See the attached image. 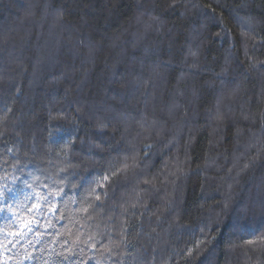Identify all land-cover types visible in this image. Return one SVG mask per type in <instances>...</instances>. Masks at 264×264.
<instances>
[{"label":"trees","instance_id":"16d2710c","mask_svg":"<svg viewBox=\"0 0 264 264\" xmlns=\"http://www.w3.org/2000/svg\"><path fill=\"white\" fill-rule=\"evenodd\" d=\"M4 184L0 264H264V0H0Z\"/></svg>","mask_w":264,"mask_h":264},{"label":"snow or ice","instance_id":"6c2138e0","mask_svg":"<svg viewBox=\"0 0 264 264\" xmlns=\"http://www.w3.org/2000/svg\"><path fill=\"white\" fill-rule=\"evenodd\" d=\"M24 183L27 188H31V184H28L27 182ZM47 195H48L47 191L45 190V197H47ZM23 197L26 201L29 202L38 200V196L34 191L23 192ZM18 201H19V195L12 184H4L3 186H0V214H5V223L10 221L13 227H16V219L14 218V215L12 213V204L18 203ZM49 202H50L49 199L45 198L40 203L43 205H47ZM43 211H44L43 207L40 206L36 207V211L34 213L36 219L39 220L42 218ZM36 229H37V225L33 224L31 226H26V230L24 231H18L15 234L17 242L26 239L28 234L34 232ZM0 236H3L5 240L8 239V237L4 235L2 232H0ZM0 247L3 246L0 245Z\"/></svg>","mask_w":264,"mask_h":264}]
</instances>
